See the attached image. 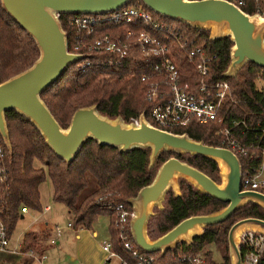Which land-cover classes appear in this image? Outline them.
Masks as SVG:
<instances>
[{
  "label": "trees",
  "instance_id": "obj_1",
  "mask_svg": "<svg viewBox=\"0 0 264 264\" xmlns=\"http://www.w3.org/2000/svg\"><path fill=\"white\" fill-rule=\"evenodd\" d=\"M126 5L143 7L153 16L180 27L187 36H196L198 41L215 55L209 78L224 79L228 84L229 95L222 102V112L226 118L243 117L264 124V87L261 90L256 87V81L262 79L264 68L246 62L235 76L224 77L222 73L228 64L229 47L232 45L228 37L209 40L207 30L192 28L178 20L160 16L140 0H130ZM243 10L248 11L246 8ZM70 15L72 14H60L58 17L59 24L66 34L69 52L73 51L71 43L74 35V30L66 22ZM126 28L128 25L123 22H105L97 25L88 38L93 39L103 33L120 34ZM37 54L32 38L13 22L0 6V82L29 67ZM101 57H105V54H88L84 60L91 63L82 68H79L78 64L84 60L68 65L63 73L40 93V99L58 125L65 128L75 109L89 105H95L98 113L108 118L119 116L124 122H129L142 113L150 122V105L143 98L145 86L139 80L148 61L136 49L128 51L121 63L112 68L96 62V59ZM181 71L190 73V78L195 81V75L191 73L188 64L182 63ZM4 120L11 152L8 154L2 145L8 175L5 191H1L0 195V215L8 237L19 218L20 207L39 211L38 187L47 178L53 202L61 204L70 214L72 227L89 229L99 217H107L111 248L130 261L128 255L117 247L112 226L113 213L107 205L120 202L129 208L126 199L148 184L157 167L168 157L187 163L214 182L218 180L215 162L203 156L163 151L159 153L153 165L147 168L148 148H132L119 152L114 147L97 145L90 138L84 141L73 159L66 164L47 147L28 119L10 109L4 112ZM215 127L214 124H190L173 129L172 132L185 133L188 138L205 145L219 146L217 137L213 135ZM238 161L242 166L240 157ZM178 185L180 194L173 196L170 190L166 191L162 208L153 209V215L147 219L145 230L149 239H155L186 217L208 214L225 205L201 193L183 179H179ZM247 217L264 219V213L253 203L243 204L224 221L203 227L201 235L193 236L190 243L179 242L162 255L158 252L153 255L159 263L173 264V257L198 252L205 245L213 244L220 252V264H228L227 230L237 220ZM45 236L43 233L41 236L34 232L25 233L19 245V252L33 250L42 253ZM204 254L208 264H213L209 260V253ZM31 262V258H22L19 264ZM259 264H264V252Z\"/></svg>",
  "mask_w": 264,
  "mask_h": 264
},
{
  "label": "water",
  "instance_id": "obj_2",
  "mask_svg": "<svg viewBox=\"0 0 264 264\" xmlns=\"http://www.w3.org/2000/svg\"><path fill=\"white\" fill-rule=\"evenodd\" d=\"M130 0H0L1 9L27 35L36 48L37 57L26 69L0 82V138L10 154V144L4 120L6 110H14L28 119L47 147L66 164L76 155L88 138L97 145L126 152L132 148H148L147 168L159 153H188L211 159L218 169L219 182L187 163L168 157L156 169L151 181L126 199L132 210L129 234L142 252L162 255L179 242L190 243L203 227L224 221L235 209L253 203L264 213V194L240 189V165L237 157L226 148L194 141L185 133H170L150 125L140 113L136 123L124 122L119 116L108 118L98 113L95 105L73 111L65 128L58 125L40 99V93L55 81L72 63L85 57L67 51L66 34L55 14H103L114 11ZM154 13L208 31V39L228 37L229 61L222 73L233 77L246 62L264 68V18L246 14L226 0H140ZM183 179L201 193L224 203V207L204 215L186 217L169 230L149 239L145 226L153 215L151 209H161L165 192L178 196L177 179ZM252 230L264 236V219L247 217L231 224L226 233L228 264H239L238 236Z\"/></svg>",
  "mask_w": 264,
  "mask_h": 264
},
{
  "label": "built area",
  "instance_id": "obj_3",
  "mask_svg": "<svg viewBox=\"0 0 264 264\" xmlns=\"http://www.w3.org/2000/svg\"><path fill=\"white\" fill-rule=\"evenodd\" d=\"M226 1L246 14L264 18V0ZM55 16L58 19L60 14ZM66 22L74 30L71 43L73 51L70 53L85 55L80 60H84L88 54H105V57L96 59V62L112 68L121 63L128 51L136 49L148 61L146 70L139 77L145 86L143 98L150 105V122L145 120L150 125L170 133H173V129L190 124L216 125L213 131L219 143L216 147L226 148L237 159H242V166L239 163L240 189L264 194V124L243 117L226 118L222 112V102L228 98V84L224 79L209 78L215 55L196 36H187L180 27L153 16L143 7L132 5H124L103 14H72ZM105 22H123L128 28L120 34L103 33L89 39L93 29ZM262 42L264 44V36ZM90 63L89 60H84L78 67L88 66ZM182 63L191 67V73L195 75L194 82L190 73L181 71ZM259 80L262 84L256 87L261 90L264 87V74ZM136 121L137 118H133L129 122L135 124ZM2 145L0 138V195L1 191H5L8 175ZM99 199L100 197L97 198ZM1 202L0 196V212ZM107 207L113 213L112 226L117 247L128 255L130 261L111 248L108 239L99 243V249L104 254L103 264H162L156 261L153 253L142 252L132 241L128 224L132 217L130 206L128 208L123 203L111 202ZM25 211L24 207H20V212ZM65 227L70 228L71 224H66ZM62 229L53 227L52 237L47 240L49 245L56 242L55 239L59 237ZM8 241L6 226L0 215V251L8 246ZM237 249L240 255L239 264H259L264 252V236L252 230H243L238 236ZM22 254L36 260L38 264L45 259L43 253L33 250ZM172 263L208 264V261L206 255L198 251L179 254L176 258L173 257Z\"/></svg>",
  "mask_w": 264,
  "mask_h": 264
},
{
  "label": "rangeland",
  "instance_id": "obj_4",
  "mask_svg": "<svg viewBox=\"0 0 264 264\" xmlns=\"http://www.w3.org/2000/svg\"><path fill=\"white\" fill-rule=\"evenodd\" d=\"M262 82L260 80L256 81V86H261ZM183 154V153H181ZM218 175V173H217ZM180 179V178H179ZM177 179V183L179 181ZM219 182V176L217 183ZM170 190V189H168ZM167 190V191H168ZM171 191V190H170ZM172 192V191H171ZM166 193V192H165ZM39 195V211H34L26 209L25 212H21L19 218H17L12 232L9 236L8 251L19 250V244L21 242L22 236L27 232L46 234L44 240V261L41 264H68L75 263L80 264L77 259V252L85 251L89 249L90 254L95 250V245L97 238H92L91 236L82 239L79 243L75 239V232L73 228L65 229L66 224H71V216L67 214L66 209L59 203L53 202L51 197V186L48 179H44L43 182L39 184L38 187ZM165 195V194H164ZM164 198V196H163ZM163 201V200H162ZM162 201L160 203L162 208ZM44 206H48L49 210H43ZM160 210V208L153 207L151 209ZM106 223V218L104 216L99 217L98 220L93 225H100ZM62 227L61 234L57 239V244L49 245L47 240L52 237L53 227ZM105 231V230H104ZM93 241V242H92ZM209 253V260L213 264H220L222 262L220 252L213 244L205 245L202 250ZM83 254V253H82ZM33 264H38L36 260L32 261Z\"/></svg>",
  "mask_w": 264,
  "mask_h": 264
},
{
  "label": "crops",
  "instance_id": "obj_5",
  "mask_svg": "<svg viewBox=\"0 0 264 264\" xmlns=\"http://www.w3.org/2000/svg\"><path fill=\"white\" fill-rule=\"evenodd\" d=\"M43 210H49L48 206H44ZM67 214L70 215L68 212H67ZM19 217H21V216H19ZM105 218H106L105 224H103L102 226L92 225L89 229L74 228L71 225L70 228H73V231L75 232V239H76V241H78V243L82 239L87 238L89 236H91L92 238L98 237V239L96 241V245H95V250L92 251V254H90L89 249H85V251L77 252V259H78L80 264H103L104 254L99 249V243L109 239V237H108V219H107V217H105ZM64 228L69 229L67 227H64ZM57 239H58V237L55 239L56 242L54 244H57ZM43 244H46V243L43 242ZM22 258H27V257L24 256V254H22L21 252H19V250L8 251V249L6 247L4 250L0 251V264H19V261ZM32 261H34V260L32 259ZM31 264H33V263L31 262ZM68 264H73V263H68ZM109 264H112V262H110Z\"/></svg>",
  "mask_w": 264,
  "mask_h": 264
}]
</instances>
